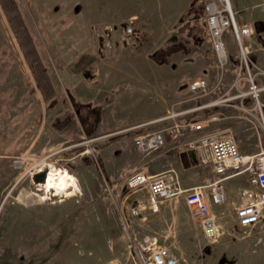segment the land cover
Returning a JSON list of instances; mask_svg holds the SVG:
<instances>
[{
  "label": "rangeland",
  "instance_id": "rangeland-1",
  "mask_svg": "<svg viewBox=\"0 0 264 264\" xmlns=\"http://www.w3.org/2000/svg\"><path fill=\"white\" fill-rule=\"evenodd\" d=\"M207 1L5 0L11 9L6 12L0 0V264H144L161 246L179 264H264V211L246 231L231 211L219 240L209 245L187 209H120L124 198L144 193L128 189L127 178L149 173L158 155L174 158L181 173L182 166L197 165L198 173L214 178L197 156L193 163L167 148L149 155L134 150L133 137L161 129L162 122L139 118L149 96L133 88L130 75L141 70L119 69L116 76L109 70L113 62H154L169 66L171 80L187 79L191 71L182 65L195 62V42L207 31ZM229 3L238 24L237 12L264 21V0ZM21 35L30 47H22ZM209 60L216 65L213 54ZM249 69L264 86V68ZM41 72L47 87L38 82ZM261 112L262 123L263 105ZM256 125V143L243 142L254 148L239 149L243 154L264 148ZM169 164L165 171L181 184L183 175ZM48 166L74 177V195L45 192L36 176ZM110 174L122 178L109 180ZM239 178L241 189L229 187ZM246 182V175L224 181L226 201L212 209H235ZM23 191L33 194L32 203L18 198ZM228 202L234 203L223 208Z\"/></svg>",
  "mask_w": 264,
  "mask_h": 264
},
{
  "label": "built area",
  "instance_id": "built-area-1",
  "mask_svg": "<svg viewBox=\"0 0 264 264\" xmlns=\"http://www.w3.org/2000/svg\"><path fill=\"white\" fill-rule=\"evenodd\" d=\"M204 21L210 39L212 54L216 66L223 68L227 63V51L224 34L230 31L239 50L242 65L247 70L249 81L247 93L255 100L258 108L262 88L254 82L255 74L249 70L248 49L243 43L253 34L248 25H240L235 20L229 0H208L203 8ZM204 81L193 83L192 88L204 86ZM169 117V116H168ZM261 117V116H260ZM264 133V119L257 120ZM167 138L173 150H194L201 163L209 164L214 178L206 179L202 184L190 189L181 186L172 170L149 174L139 170L127 178V188L133 192H144L147 202L155 207L159 202L182 198L189 216L201 227L207 244H215L222 234L223 225L217 221L213 207L226 201L223 182L231 178L246 175L248 187L242 189L239 204L235 206L234 218L244 231L259 224L264 211V148L251 154H243L232 136L206 128L203 121H172L166 129H159L133 137L132 145L136 152L149 155L167 147ZM41 170V169H40ZM224 217L225 213L220 212ZM144 264H179V257L168 247L161 246L151 250Z\"/></svg>",
  "mask_w": 264,
  "mask_h": 264
},
{
  "label": "crops",
  "instance_id": "crops-1",
  "mask_svg": "<svg viewBox=\"0 0 264 264\" xmlns=\"http://www.w3.org/2000/svg\"><path fill=\"white\" fill-rule=\"evenodd\" d=\"M171 2L173 6H176L179 0H171ZM237 14V20L240 25H250L253 29V34L243 40L248 49L247 57L250 66L255 67L257 65L264 68V21L259 16L256 18L255 14H252L250 17L238 12ZM199 36V40L195 42V45L200 47L194 46L195 51L193 52L195 62L190 61L188 64L182 65V68L191 71L185 80H171L169 78V66L154 62H113L109 64V70L114 72V74L112 72L114 76H116L115 73L119 69L125 71L141 70L140 73L132 72L130 75L133 88L149 96L148 103L144 106L139 118L155 119L153 122L161 121L162 123L158 124L161 129H166L168 123L172 121H203L207 129L222 133L226 132L232 136L238 149L252 150L254 146H245L243 142L246 139L253 138L252 142L256 143L255 130L256 132L258 131L256 125L258 123L256 122L259 116L262 115V112L261 108L257 107L255 100L247 93L249 87V81L246 78L247 70L242 65L239 50L233 36L230 31L224 34L223 39L227 51V63L220 73L217 71L216 65L212 64L211 60H209L212 50L207 31ZM198 58L201 59L198 60ZM197 69L201 70L199 74L196 73ZM252 73L255 74L256 72L252 70ZM263 74L264 72H262ZM200 81H204L205 85L193 89L192 84ZM255 82L262 88L261 92L263 93L264 86L261 85L262 82L258 77V73L255 74ZM259 103L264 107V93L262 94V100L259 98ZM167 141V151H177L180 157L183 151L181 149L173 150L170 145L171 141L168 138ZM102 150L99 149L98 153L101 154ZM153 158H151L153 160L150 161V165H153L155 168L152 167L149 170V174H157L167 170L170 167L169 163L174 165V169L178 174L181 173L175 164L176 161H173L174 158L171 161L169 155H158ZM182 165L184 164L181 162ZM196 166L189 169L184 168L186 166H182L183 173L181 174L183 175V180H181V184L183 186L187 188L194 187L209 177L206 173H198L195 169ZM184 171L187 173H184ZM146 172L148 173V171ZM108 177L109 180L114 178L115 180L117 178L121 179L122 174H110ZM241 184L242 180L239 178L235 182H232L229 187L236 186L241 189ZM246 184L248 185V182ZM145 195V193L138 194L136 197L130 195L128 198L131 199L129 200L124 198V201H121L120 209H187L183 201L182 205H179L178 199H173V202L171 200V202L167 203H164V200L159 202L157 206L152 207L147 202ZM229 197H232L230 193ZM231 203L233 204L234 202L225 203V207L223 206V208H228V206L232 205ZM212 211L216 214L217 221L225 224L226 216L231 211L233 212L234 209H212ZM222 211L225 213L224 217L220 216V212Z\"/></svg>",
  "mask_w": 264,
  "mask_h": 264
},
{
  "label": "bare ground",
  "instance_id": "bare-ground-1",
  "mask_svg": "<svg viewBox=\"0 0 264 264\" xmlns=\"http://www.w3.org/2000/svg\"><path fill=\"white\" fill-rule=\"evenodd\" d=\"M41 186L44 187L45 192L53 191L54 195H74L77 191L74 177L65 169H58L53 166H48L45 180ZM18 198L24 203L34 201L33 194L24 191L18 195ZM42 199V197L39 198V200Z\"/></svg>",
  "mask_w": 264,
  "mask_h": 264
},
{
  "label": "trees",
  "instance_id": "trees-1",
  "mask_svg": "<svg viewBox=\"0 0 264 264\" xmlns=\"http://www.w3.org/2000/svg\"><path fill=\"white\" fill-rule=\"evenodd\" d=\"M2 3H3V6H4L5 11H6V12H9V11L11 10V9H10V5H12L11 1H9L10 5H9V3H8V7H9V8H8L7 5H6L5 0H2ZM9 20H10V22H11L13 28L17 29V28H16V23H15L13 17L10 16ZM19 33H20V32H19ZM20 34H21V33H20ZM21 36H22V35H21ZM22 39H23L22 47H23V48H24L25 46H26V47H30V45H29V39H28L25 35L22 36ZM26 52H27V50H26ZM40 76H41V79L44 80V81H42V80H38L39 84H44V86L47 87V85H46L47 81H46V78H45V74H44L43 72H41ZM41 81H42L43 83H41ZM40 86H41V85H40Z\"/></svg>",
  "mask_w": 264,
  "mask_h": 264
},
{
  "label": "water",
  "instance_id": "water-1",
  "mask_svg": "<svg viewBox=\"0 0 264 264\" xmlns=\"http://www.w3.org/2000/svg\"><path fill=\"white\" fill-rule=\"evenodd\" d=\"M183 156H187V157H189L192 160L193 163H197L196 154H195L194 150H188L185 153L184 152L181 153L180 157L183 158ZM45 177H46V173H41V174L37 175L36 179L44 181Z\"/></svg>",
  "mask_w": 264,
  "mask_h": 264
},
{
  "label": "flooded vegetation",
  "instance_id": "flooded-vegetation-1",
  "mask_svg": "<svg viewBox=\"0 0 264 264\" xmlns=\"http://www.w3.org/2000/svg\"><path fill=\"white\" fill-rule=\"evenodd\" d=\"M41 173H43V171L41 172V171L39 170V173H38V174H41ZM36 178H37V176H36Z\"/></svg>",
  "mask_w": 264,
  "mask_h": 264
}]
</instances>
